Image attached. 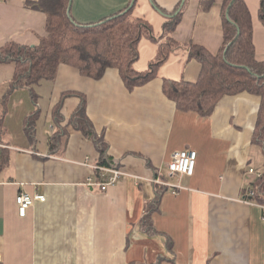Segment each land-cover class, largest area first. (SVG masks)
<instances>
[{
    "label": "crops",
    "instance_id": "1",
    "mask_svg": "<svg viewBox=\"0 0 264 264\" xmlns=\"http://www.w3.org/2000/svg\"><path fill=\"white\" fill-rule=\"evenodd\" d=\"M36 1L0 0V47L37 45L47 35V14L28 6ZM228 1L136 0L133 14L150 23L154 37L141 39L139 58L146 61L134 69L149 70L168 38L177 46L157 76L133 90L118 68L94 79L69 64L53 79L16 87L15 63L0 64V262L264 264V205L246 195L264 169V150L253 142L261 98L225 95L203 115L179 109L164 92L165 79L198 80L202 63L190 58L192 44L214 55L225 48ZM244 1L255 56L264 61L262 0ZM131 2L72 0L71 16L93 24ZM150 11L154 21L146 17ZM176 17L179 23L167 32ZM83 102L107 154L128 173L107 191L87 184L97 176L91 164H99L101 154L71 123ZM185 149L197 152L194 173L171 176L173 154ZM23 190L46 197L25 217L17 203Z\"/></svg>",
    "mask_w": 264,
    "mask_h": 264
},
{
    "label": "trees",
    "instance_id": "2",
    "mask_svg": "<svg viewBox=\"0 0 264 264\" xmlns=\"http://www.w3.org/2000/svg\"><path fill=\"white\" fill-rule=\"evenodd\" d=\"M69 4L70 0L28 2L29 7L47 14V35L37 45L11 41L0 47V64L15 63L14 86H33L43 79H53L61 64H69L94 79H101L109 68H118L127 87L133 90L155 78L157 67L177 46L174 38L165 40L150 69L139 72L133 67L139 58L138 44L144 36L154 35L150 23L133 14L135 6L97 23L79 24L67 13ZM209 5L210 2H205L203 8ZM223 14L225 48L214 55L192 44L190 58L202 63L198 80L165 79L164 92L179 109L195 110L203 115H210L225 95L249 92L259 96L261 105L253 142L264 150V61L255 56L251 13L244 0H229ZM260 18L264 21V0ZM179 20L176 17L167 22L165 30L172 32ZM71 123L94 140L101 154L99 164H115L107 154L106 140L97 136L86 115L85 102ZM250 186L255 191L252 199L264 205V169Z\"/></svg>",
    "mask_w": 264,
    "mask_h": 264
},
{
    "label": "built area",
    "instance_id": "3",
    "mask_svg": "<svg viewBox=\"0 0 264 264\" xmlns=\"http://www.w3.org/2000/svg\"><path fill=\"white\" fill-rule=\"evenodd\" d=\"M196 159L197 152L194 150L185 149L175 152L172 156V160L168 164L169 174L171 176L177 174L192 175L195 171ZM91 166L95 169V172H97V176L96 178L89 177L87 184L89 186H97L102 191H107L109 187L117 184L121 178L128 174L123 170L122 167L118 165L91 164ZM249 173L253 174L255 173V170L253 168H250ZM167 185L171 184L167 183ZM175 186L177 188H180V185ZM246 195L251 198L255 195V191L251 188V186L248 188V192ZM45 198L46 197L43 194H32L27 190L21 191L17 196L18 210L20 216H27L28 210L33 206L34 202L36 200L44 201Z\"/></svg>",
    "mask_w": 264,
    "mask_h": 264
},
{
    "label": "rangeland",
    "instance_id": "4",
    "mask_svg": "<svg viewBox=\"0 0 264 264\" xmlns=\"http://www.w3.org/2000/svg\"><path fill=\"white\" fill-rule=\"evenodd\" d=\"M139 5H140V2H139ZM137 9H138V7H137ZM154 13H153V11H150L149 12V14H148V16H146V17H148V19H149V21L150 20H152V21H154V17H155V15H153ZM153 15V16H152ZM151 23H153V22H151ZM155 30V29H154ZM156 35H158L157 33H156ZM142 40H147L145 37H143V39ZM140 43V42H139ZM138 49H139V44H138ZM140 51V50H139ZM143 51H145V50H143ZM145 62L146 60L144 59V55H143V58L142 59H138L136 62ZM145 65V64H144Z\"/></svg>",
    "mask_w": 264,
    "mask_h": 264
},
{
    "label": "water",
    "instance_id": "5",
    "mask_svg": "<svg viewBox=\"0 0 264 264\" xmlns=\"http://www.w3.org/2000/svg\"><path fill=\"white\" fill-rule=\"evenodd\" d=\"M71 3H72V0H70V4H69L68 9H67V13H68L69 16L71 15ZM135 3H136V0H132L131 5H130L129 8L133 7L135 5ZM231 44H232V42H230L228 45H231ZM247 69H249V68L247 67Z\"/></svg>",
    "mask_w": 264,
    "mask_h": 264
}]
</instances>
